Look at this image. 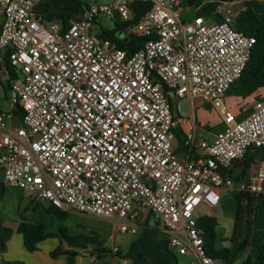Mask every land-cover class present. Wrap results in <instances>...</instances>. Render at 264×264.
Here are the masks:
<instances>
[{"label": "built area", "instance_id": "1", "mask_svg": "<svg viewBox=\"0 0 264 264\" xmlns=\"http://www.w3.org/2000/svg\"><path fill=\"white\" fill-rule=\"evenodd\" d=\"M43 1L0 0L1 74L23 113L11 128L14 113L0 112L6 185L60 211L111 221L121 235L155 221L171 251L190 264H215L198 228L200 208L217 209L222 191L235 186L264 197V163L249 181L231 175L250 149L264 148V101L242 120L221 102L255 45L234 28L243 9L220 2L213 15L188 22L178 0H114L90 6L64 31L45 25ZM138 2L151 5L132 28L148 39L142 50L130 55L92 34L101 18L133 21ZM184 101L219 106L223 130L213 141L197 138L181 114ZM184 123L181 160L175 142Z\"/></svg>", "mask_w": 264, "mask_h": 264}, {"label": "crops", "instance_id": "2", "mask_svg": "<svg viewBox=\"0 0 264 264\" xmlns=\"http://www.w3.org/2000/svg\"><path fill=\"white\" fill-rule=\"evenodd\" d=\"M113 2L114 0H94L90 3L87 0H44L38 5L37 12L42 15L46 26L57 23L65 31L69 29L72 23L82 20L84 13L90 6L96 4H112ZM210 2H214V0H210ZM236 2L244 4L241 8L243 11L247 7L246 4L249 3L256 13H264V0H236ZM4 19V12L0 8V33ZM101 19L103 20L105 18ZM101 19L95 24V26L99 25L101 28L96 34L98 36L104 31L114 30L116 25L121 23L120 19L116 17L114 20H111L114 23L113 27L103 28L100 25ZM130 33H133L132 29H129V31H119L117 35L121 38H125L128 37ZM9 92L8 79L1 74L0 60V112L11 113L4 109L5 100L9 98ZM226 98L227 94L223 97L221 101L222 104L228 107L231 112H234L238 120H242L253 111L256 102L264 101V88L259 89L256 93L245 99L232 96L233 100L228 101V103ZM182 104L187 105V114L182 113ZM182 104L181 114L188 118L190 122L196 124V135L199 140L213 141L215 136L223 130V123L218 105L206 104L200 101H195L194 103L184 101ZM11 111L14 113L12 105ZM212 114H217L218 119L212 120ZM16 123L19 124L20 120L19 117L15 115V118L9 126L11 128L20 126L15 125ZM189 126L188 123L181 124L176 132L175 151L181 160L187 158L185 137ZM251 155L252 152L249 154L247 153L245 159L238 162L231 170V175L236 181H249L256 174L260 165L264 163L262 157H257L248 166L247 159L250 158ZM237 188L238 187L235 186V188L226 191L229 195H238L240 192ZM243 203L244 205L242 204L241 207L243 209L244 206L245 210L247 204L246 200H243ZM51 206L52 205L48 202L37 201L24 190L7 186L5 183L4 171L0 168V235L4 233L5 230L12 231V235L5 245H3L2 238H0V264H114L115 258H117L119 264H123L124 260H127L128 264H178L175 252L170 249H165V247L154 253V258L156 259L149 257L145 252H142V250L139 253V257H137V247L133 242L128 244L127 250H123V238L121 242L117 241L116 234L119 232L116 230L115 226L113 227V231L107 232L98 226L96 218L75 212H68L65 218H60L51 212ZM217 209L211 211H216ZM258 213L263 214L264 220V197L257 203V215ZM205 216L216 217L214 214ZM263 220L258 228V218H256L249 246L246 251L240 255V262L244 261L249 255L256 254L263 243ZM22 222L32 226H44V234L46 237L38 243L35 252L27 250L24 237L18 232ZM241 232L243 236V225L241 227ZM109 244L111 245L110 249H108ZM224 244L225 243L221 241V245L218 247L225 246ZM60 247L64 252L68 251L72 254H62L54 258L52 253ZM114 248H118L119 251L115 253ZM158 253L161 256H159ZM110 254L114 257L112 260L108 258Z\"/></svg>", "mask_w": 264, "mask_h": 264}, {"label": "trees", "instance_id": "3", "mask_svg": "<svg viewBox=\"0 0 264 264\" xmlns=\"http://www.w3.org/2000/svg\"><path fill=\"white\" fill-rule=\"evenodd\" d=\"M236 0H215L214 2L205 3L204 0H180L179 8L182 12L191 10L193 8L198 9V16H210L216 10L217 5L220 2H234ZM246 9L242 12L241 16L234 24V28L244 33L247 36L255 38V45L252 51L251 58L248 65L242 75L227 92V95L247 98L259 89L264 88V13H256L249 3L246 4ZM151 9L149 3L138 2L134 6V19L129 23L117 24L112 31H104L100 37L105 40H109L119 49L127 51L130 55H134L136 52L143 49L147 38L138 37L133 33H130L128 37L121 38L117 34L119 31H129L147 14ZM10 88V84H9ZM14 113L19 118L22 117V110L19 107L14 108ZM254 150V152H253ZM252 152L250 158L247 159V165L249 166L252 161L257 157L264 159V148L250 149L248 154ZM248 156V155H247ZM253 197L248 194L240 193L236 196L237 203L239 205L236 220H239V215L242 212L243 200H246L244 217V235L237 248L234 247H218L217 242L219 240L217 229L219 222L216 217L213 216H201L198 219V228L203 232V238L205 241V248L207 254L216 261H221L223 264H264V241L259 247L258 251L254 255H249L244 261H239V257L244 253L249 246L251 239V233L254 229V225L257 218V203L261 199ZM51 212L56 214L60 218H65L68 212H63L57 208L51 206ZM148 224V223H147ZM238 229V226L236 227ZM18 232L23 235L25 247L30 252L37 250L39 242L46 237L44 234V226H32L25 222H22L19 226ZM142 238H146L152 235V231L148 228L141 230ZM12 231L5 230L0 235L3 245L11 237ZM234 241V240H233ZM235 242V241H234ZM62 254H72L71 252H64L62 248H58L52 253L54 258Z\"/></svg>", "mask_w": 264, "mask_h": 264}, {"label": "rangeland", "instance_id": "4", "mask_svg": "<svg viewBox=\"0 0 264 264\" xmlns=\"http://www.w3.org/2000/svg\"><path fill=\"white\" fill-rule=\"evenodd\" d=\"M87 1L90 3V2H93L94 0H87ZM103 1H111V0H103ZM178 1L180 2V0H178ZM204 2H210V0H204ZM243 5L244 4H238V6L236 7V10L239 11L243 7ZM197 11H198V9H196V8L184 11L182 14V20L192 22L193 19L197 15ZM95 24L92 28V34L96 35L100 31L101 28L99 27V25L95 26ZM100 25L103 28H110V27L114 26V23H113V21L108 20V19H103V20L101 19ZM226 100H227V102L232 101L233 100L232 96L227 95ZM4 109H5V111L13 112V111H11V102H10L9 98L5 100ZM182 113L183 114L188 113V108H187L186 104H182ZM211 116H212V120L218 119L217 114H212ZM15 125H19V124L16 123ZM236 196L237 195H235V194L229 195L226 190H223L222 191L223 199L220 203V206L218 207V209L216 211H211L210 209H208L206 207H202L199 210L200 216L214 214L217 217V219L219 221V227L217 230L218 238H219L218 246H220L221 241H223L225 243L224 245L226 247H228V246L229 247L230 246L238 247V245H239V243L243 237L242 232H241V227L244 223L243 221H244V217H245V215H244L245 210H244V206H243L242 212L239 215V220L237 221L236 217H237V213H238L237 211L239 209V205L237 203ZM242 204L244 205V203H242ZM257 218H258V228H259L260 227L259 225H260V223H262V220H263V214L258 213ZM97 223H98V226L100 228L106 230L107 232L113 231V227H114L113 222L107 221V220H102V219H97ZM148 224L151 226L150 230L152 231V235L149 237H146V238H142L141 232L136 236L121 235L120 233L116 234V239L118 242H121L122 238H123L122 242L124 243V247H123L124 251L127 250L128 244H130L132 242L135 243V246L137 247V251H138L137 257H139V255H140L139 253L141 252V250H142V252H145L149 257L154 258L155 252L160 251V249H162V248L164 249V247H165V249H169L166 236H165L164 231L161 228V226L155 221H149ZM237 226H238V229L236 228ZM263 226H264V224H263ZM139 243H140V247H139ZM110 247H111V245L109 244L108 249H110ZM158 255L161 256L159 253H158ZM176 256H177V263L178 264H190V262H191L189 257H181V256H178L177 254H176ZM108 258L112 260L114 257L111 256V254H110ZM154 259H156V258H154ZM114 264H119V262H117V258H115ZM216 264H223V262L217 261Z\"/></svg>", "mask_w": 264, "mask_h": 264}]
</instances>
